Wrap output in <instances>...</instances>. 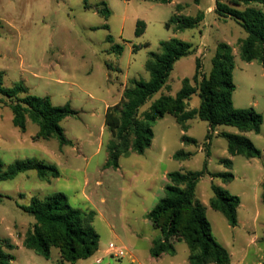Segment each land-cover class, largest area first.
<instances>
[{"label":"rangeland","instance_id":"rangeland-1","mask_svg":"<svg viewBox=\"0 0 264 264\" xmlns=\"http://www.w3.org/2000/svg\"><path fill=\"white\" fill-rule=\"evenodd\" d=\"M214 4L215 0H172L168 4L144 0H0L4 86L12 88L24 82L29 94L49 97L53 106L69 105L77 112L61 122L72 144L60 147L55 138L36 140L39 127L30 119L25 132L16 128L11 102L0 95V163L7 169L16 160L37 158L61 174L51 182L41 181L35 171L0 181V247L14 256L11 264L61 263L55 248L47 260L23 245L35 219L21 207L29 206L34 197L42 199L54 193L65 194L73 208L96 212L93 226L100 236L98 251L75 264H151L149 258L154 257L150 251L160 231L152 227L147 215L164 197L161 187L165 171H199L208 151L209 172L234 175L229 183L206 175L197 186L196 199L206 206L212 236L230 253V264L264 263V66L241 60L240 42L247 34L234 19L211 11L202 23L204 39L198 29L186 32L194 47L192 53L176 62L166 86L141 111L161 95L175 97L182 81L193 78L197 60L200 78L208 76L217 45L229 43L235 61L233 106L259 113L263 117L261 132L243 133L222 126L216 134L207 122L194 119L186 136L197 144H185L184 131L174 117L166 116L153 125V144L145 154L120 157L118 169L106 167L107 147L113 140L105 126L106 106L121 105L130 80H149L146 61L150 53L161 52L162 42L174 36L165 27L171 17L197 16L203 13L198 7L209 12L210 8L215 10ZM177 5L182 9L176 12ZM252 7L264 12L257 4ZM139 21L145 29L143 35L136 36ZM200 103V98L193 96L188 109L198 108ZM220 132L247 137L262 157H231L227 141L218 137ZM182 150L193 157L174 159L173 155ZM222 159L232 160L233 168L226 169L220 164ZM212 184L241 199L237 227L230 226L222 213L210 207ZM111 243L128 249L130 255L112 257L108 254ZM174 244L176 254L154 258V264H190L187 244L176 240ZM9 245L14 248L9 249ZM133 257L139 263H132ZM98 259L102 261L98 263Z\"/></svg>","mask_w":264,"mask_h":264},{"label":"trees","instance_id":"trees-1","mask_svg":"<svg viewBox=\"0 0 264 264\" xmlns=\"http://www.w3.org/2000/svg\"><path fill=\"white\" fill-rule=\"evenodd\" d=\"M151 3L168 4L172 0H144ZM257 4L264 8V0H215V13L221 17L234 19L246 32L247 37L240 42L239 55L246 63L257 62L264 66V12L252 7ZM245 6L244 10L238 9ZM182 6L177 5L176 12ZM109 16L110 12L106 11ZM204 13L197 16L175 14L165 24L166 29L174 33H182L196 29L204 20ZM145 24L137 23L136 36L144 33ZM148 46V45H145ZM138 48H134L137 51ZM193 45L178 38L161 43L160 53H150L145 69L149 80L132 79L123 92L120 106L109 108L105 116V126L113 140L108 144V161L106 167L118 169L122 156L131 153L143 155L151 147L154 140L153 125L166 116L175 118L181 129L188 130V122L194 119L207 122L211 131L219 127H234L243 133L259 134L263 125V117L254 109H235L233 94L236 86L233 81L235 61L232 47L227 43H219L212 61V69L208 76L200 78L199 61L192 79L185 78L182 87L175 97L161 95L150 107L141 108L159 93L167 84L174 65L182 58L189 56ZM4 73L0 72V95L11 102L13 124L25 132L30 119L39 127L36 140L57 139L60 147L71 145L61 127V122L76 115L69 105L55 107L49 97H36L29 94V88L20 82L12 88L4 86ZM193 96L201 100L200 106L188 109ZM227 141V150L231 157L243 156L247 159H260L262 153L252 141L245 136L228 132L218 133ZM211 140V133L207 135ZM185 144H197V141L183 136ZM206 160L199 171L170 172L167 174L168 184L164 189V197L147 215L152 227L160 231V236L153 241L151 256L159 258L164 254H176L174 240L184 241L190 251V264H230L231 255L212 236V227L207 219L206 206L196 199V189L200 180L210 175L212 179H220L229 183L234 179L230 172L212 173L208 171ZM190 152L179 151L174 154L176 160H189ZM227 169L233 168L230 159L220 160ZM35 171L41 181L51 182L60 177V171L53 165L37 158L16 160L7 169L0 163V181H11L19 175ZM264 190V182L262 184ZM213 196L210 207L222 213L228 224L237 227V209L241 205L238 196L230 195L218 185L212 184ZM264 201V192L262 195ZM21 209L34 217L32 229L25 235L23 245L39 256L50 259L53 248L59 250L60 264H75L91 258L99 248L100 236L94 229L95 211L73 208L63 193H54L42 199L34 197L29 206ZM14 248L9 245V249ZM14 256L4 252L0 247V264H11ZM264 264V263H263Z\"/></svg>","mask_w":264,"mask_h":264},{"label":"crops","instance_id":"crops-1","mask_svg":"<svg viewBox=\"0 0 264 264\" xmlns=\"http://www.w3.org/2000/svg\"><path fill=\"white\" fill-rule=\"evenodd\" d=\"M214 6H215V4H214ZM198 10H200V11H202L203 13H204V15H205V17H204V20L207 18V15H208V13H211V11H214V10H212V8H210L209 9V12L208 11H204V10H202L201 9V7H198ZM184 15V14H183ZM203 20V21H204ZM203 21L200 23V25L196 28V29H198V31L201 33V30H203ZM193 30H195V29H193ZM193 30H188V31H185V32H182V33H174L173 32V30H171L172 32H173V34H174V36L172 37V38H178V39H181V40H183V41H186V42H189V43H191L192 44V41H190L189 39H187L185 36H188L189 34H187L186 32H189V31H193ZM201 37H202V39H204L205 38V35H204V33L202 32L201 34ZM171 38V39H172ZM227 44H229V43H227ZM193 45V44H192ZM230 45V44H229ZM194 48V47H193ZM251 64H253V63H251ZM110 107H109V105H107L106 106V111H105V113H107V111H108V109H109ZM106 116V115H105ZM28 122H29V120L27 121V125H28ZM188 126H189V128H188V130L191 128V122L189 121L188 122ZM218 129H220V127L218 128ZM217 129V130H218ZM216 130V131H217ZM214 132V133H216L217 134V132ZM185 133V135L187 134V132H184ZM152 144H153V142H152ZM200 151H201V148H200ZM174 156V155H173ZM227 169V168H226ZM219 172V171H218ZM221 172V171H220ZM169 172H167V171H165V173H164V177H163V180H164V185L161 187L162 188V190H164L165 189V187H166V185L168 184V179H167V174H168ZM205 205V204H204ZM149 261H150V263L151 264H154V258H149ZM131 262L132 263H139V260H138V258H135V257H133L132 258V260H131ZM141 264V263H140Z\"/></svg>","mask_w":264,"mask_h":264},{"label":"built area","instance_id":"built-area-1","mask_svg":"<svg viewBox=\"0 0 264 264\" xmlns=\"http://www.w3.org/2000/svg\"><path fill=\"white\" fill-rule=\"evenodd\" d=\"M108 254L115 258H124L127 255H130L128 249L123 246L116 245L114 243L109 244ZM102 260L98 259L97 262L100 263Z\"/></svg>","mask_w":264,"mask_h":264}]
</instances>
